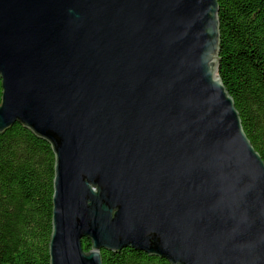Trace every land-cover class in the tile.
<instances>
[{"label":"water","instance_id":"water-1","mask_svg":"<svg viewBox=\"0 0 264 264\" xmlns=\"http://www.w3.org/2000/svg\"><path fill=\"white\" fill-rule=\"evenodd\" d=\"M219 11L0 0V132L19 122L54 153L50 264L125 247L264 264V160L218 72Z\"/></svg>","mask_w":264,"mask_h":264},{"label":"trees","instance_id":"trees-1","mask_svg":"<svg viewBox=\"0 0 264 264\" xmlns=\"http://www.w3.org/2000/svg\"><path fill=\"white\" fill-rule=\"evenodd\" d=\"M218 1V72L264 160V0ZM54 164L50 143L19 122L0 132V264H50ZM101 254L104 264H171L133 247Z\"/></svg>","mask_w":264,"mask_h":264}]
</instances>
